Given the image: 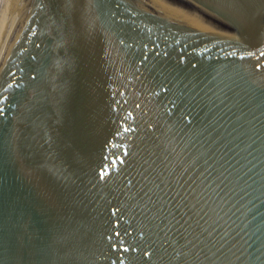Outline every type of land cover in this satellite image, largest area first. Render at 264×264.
<instances>
[{
    "label": "water",
    "instance_id": "water-1",
    "mask_svg": "<svg viewBox=\"0 0 264 264\" xmlns=\"http://www.w3.org/2000/svg\"><path fill=\"white\" fill-rule=\"evenodd\" d=\"M0 264H264V0H0Z\"/></svg>",
    "mask_w": 264,
    "mask_h": 264
}]
</instances>
